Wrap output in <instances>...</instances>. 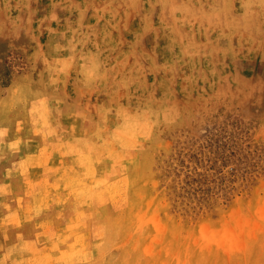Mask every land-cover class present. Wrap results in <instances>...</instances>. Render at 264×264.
Returning a JSON list of instances; mask_svg holds the SVG:
<instances>
[{"label":"clouds","instance_id":"9594fccd","mask_svg":"<svg viewBox=\"0 0 264 264\" xmlns=\"http://www.w3.org/2000/svg\"><path fill=\"white\" fill-rule=\"evenodd\" d=\"M0 264H264V0H0Z\"/></svg>","mask_w":264,"mask_h":264},{"label":"rangeland","instance_id":"374dc122","mask_svg":"<svg viewBox=\"0 0 264 264\" xmlns=\"http://www.w3.org/2000/svg\"><path fill=\"white\" fill-rule=\"evenodd\" d=\"M224 147L226 148L227 146L225 145Z\"/></svg>","mask_w":264,"mask_h":264}]
</instances>
